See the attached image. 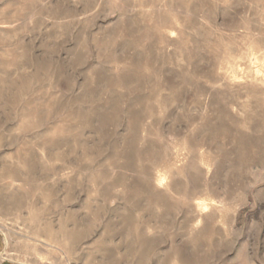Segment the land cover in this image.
<instances>
[{
    "label": "rangeland",
    "instance_id": "374dc122",
    "mask_svg": "<svg viewBox=\"0 0 264 264\" xmlns=\"http://www.w3.org/2000/svg\"><path fill=\"white\" fill-rule=\"evenodd\" d=\"M264 264V0H0V261Z\"/></svg>",
    "mask_w": 264,
    "mask_h": 264
},
{
    "label": "crops",
    "instance_id": "0c3cea01",
    "mask_svg": "<svg viewBox=\"0 0 264 264\" xmlns=\"http://www.w3.org/2000/svg\"><path fill=\"white\" fill-rule=\"evenodd\" d=\"M0 264H22V263L10 261V260H2L0 261Z\"/></svg>",
    "mask_w": 264,
    "mask_h": 264
}]
</instances>
